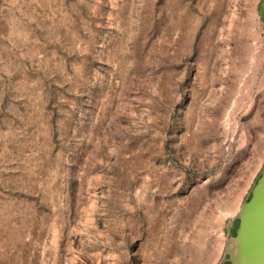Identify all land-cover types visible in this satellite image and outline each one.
Instances as JSON below:
<instances>
[{
  "label": "rangeland",
  "instance_id": "1",
  "mask_svg": "<svg viewBox=\"0 0 264 264\" xmlns=\"http://www.w3.org/2000/svg\"><path fill=\"white\" fill-rule=\"evenodd\" d=\"M263 0H0V264H218L264 165Z\"/></svg>",
  "mask_w": 264,
  "mask_h": 264
},
{
  "label": "water",
  "instance_id": "2",
  "mask_svg": "<svg viewBox=\"0 0 264 264\" xmlns=\"http://www.w3.org/2000/svg\"><path fill=\"white\" fill-rule=\"evenodd\" d=\"M264 13V0L261 17ZM238 220L236 235H226L224 254L235 264H264V165L247 199L231 217Z\"/></svg>",
  "mask_w": 264,
  "mask_h": 264
},
{
  "label": "flooded vegetation",
  "instance_id": "3",
  "mask_svg": "<svg viewBox=\"0 0 264 264\" xmlns=\"http://www.w3.org/2000/svg\"><path fill=\"white\" fill-rule=\"evenodd\" d=\"M262 4H263V2H262ZM260 13H261V11H260ZM262 19L264 20V13H263ZM237 224H238L237 219H234L230 223H228V225H227V234L228 235H230V236L236 235V225ZM226 245H227V243H226ZM218 264H235V262L233 261L230 254H228V255L224 254L222 259L220 260V262Z\"/></svg>",
  "mask_w": 264,
  "mask_h": 264
}]
</instances>
